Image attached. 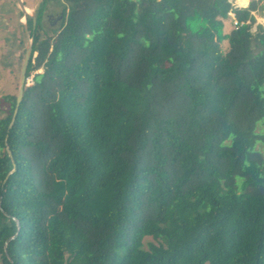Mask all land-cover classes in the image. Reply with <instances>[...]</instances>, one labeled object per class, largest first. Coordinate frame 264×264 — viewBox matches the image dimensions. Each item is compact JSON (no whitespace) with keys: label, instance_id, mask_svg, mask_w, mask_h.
Here are the masks:
<instances>
[{"label":"trees","instance_id":"obj_1","mask_svg":"<svg viewBox=\"0 0 264 264\" xmlns=\"http://www.w3.org/2000/svg\"><path fill=\"white\" fill-rule=\"evenodd\" d=\"M65 1L0 108V264H264L261 0Z\"/></svg>","mask_w":264,"mask_h":264},{"label":"rangeland","instance_id":"obj_2","mask_svg":"<svg viewBox=\"0 0 264 264\" xmlns=\"http://www.w3.org/2000/svg\"><path fill=\"white\" fill-rule=\"evenodd\" d=\"M238 3V0H236ZM26 11L35 13L41 4L45 5L42 13V28L40 37L44 32L52 34L60 29V21L54 22L58 12L66 3L65 0H21ZM264 6V0L260 1ZM258 23L264 26V9L261 15L254 13ZM28 16L21 12L18 0H0V108L8 109V104L3 101V96L16 94L19 85V72L24 58L27 44V35L23 24L27 25ZM28 30V28H27ZM230 26L225 24L224 32H228ZM29 34V31H27ZM41 72V69L37 70ZM32 76L27 78V84L32 83Z\"/></svg>","mask_w":264,"mask_h":264},{"label":"water","instance_id":"obj_3","mask_svg":"<svg viewBox=\"0 0 264 264\" xmlns=\"http://www.w3.org/2000/svg\"><path fill=\"white\" fill-rule=\"evenodd\" d=\"M19 2V5H20V9H21V12L24 16H28L32 19V24H33V28H34V25H35V22H36V15L35 13H31L29 14L26 9H25V6L23 5V3L21 2V0H18ZM23 24V27H24V30L26 32V35H27V44H26V47H25V51H24V58H23V61H22V64H21V67H20V72H19V85H18V92H17V95H16V105H15V109H14V113H13V117L11 119V123L9 125V127L11 126L13 120H14V116L17 112V107H18V104L21 100V96H22V91H23V87L25 85H28L27 84V78H26V70H27V66H28V62H29V59L31 57V53H32V44H33V35H29L28 34V30H27V25L22 23ZM8 150V148H6Z\"/></svg>","mask_w":264,"mask_h":264},{"label":"built area","instance_id":"obj_4","mask_svg":"<svg viewBox=\"0 0 264 264\" xmlns=\"http://www.w3.org/2000/svg\"><path fill=\"white\" fill-rule=\"evenodd\" d=\"M230 1V3H231V5H232V7L235 9V8H242V7H244V6H240L238 3H237V1L236 0H229ZM229 16H231L233 19H234V14H233V12H229ZM234 22L236 23V21L234 20Z\"/></svg>","mask_w":264,"mask_h":264},{"label":"flooded vegetation","instance_id":"obj_5","mask_svg":"<svg viewBox=\"0 0 264 264\" xmlns=\"http://www.w3.org/2000/svg\"><path fill=\"white\" fill-rule=\"evenodd\" d=\"M62 20H63V7L58 12L56 19H54V22L60 21L59 23H61Z\"/></svg>","mask_w":264,"mask_h":264},{"label":"bare ground","instance_id":"obj_6","mask_svg":"<svg viewBox=\"0 0 264 264\" xmlns=\"http://www.w3.org/2000/svg\"><path fill=\"white\" fill-rule=\"evenodd\" d=\"M26 9V8H25Z\"/></svg>","mask_w":264,"mask_h":264}]
</instances>
